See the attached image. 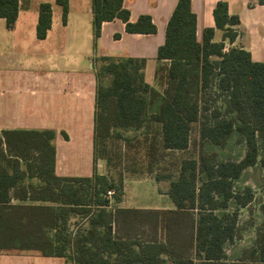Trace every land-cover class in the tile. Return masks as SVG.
<instances>
[{"label": "trees", "instance_id": "1", "mask_svg": "<svg viewBox=\"0 0 264 264\" xmlns=\"http://www.w3.org/2000/svg\"><path fill=\"white\" fill-rule=\"evenodd\" d=\"M254 1L264 5V0ZM122 2L91 0L95 38L101 24L114 19L129 34L156 32L148 15L130 22ZM54 3L64 25L68 0ZM17 11L18 0H0L7 28ZM212 15L221 41H213L211 28L203 29L198 40L191 0H177L156 50V86L144 81L145 58L94 59L91 176L56 175L51 130L0 132V252L30 251L65 264H264V220L249 246L233 258L225 252L227 243L241 238L238 212L253 198L249 187L235 190L234 183L246 168L264 169V62L252 61L242 48L224 50L239 26L226 2H216ZM50 23L51 4L40 3L38 40ZM192 131L197 156L181 160L175 175H154L157 182L168 181L171 209L114 204L123 190V171L116 169L129 149H143L145 172L153 173L156 152L187 149ZM232 139L243 145L242 158L220 159L214 148ZM117 141L122 148L113 146ZM98 161L105 174H97ZM107 191H113L111 199ZM73 215L85 224L74 234L65 232Z\"/></svg>", "mask_w": 264, "mask_h": 264}, {"label": "crops", "instance_id": "2", "mask_svg": "<svg viewBox=\"0 0 264 264\" xmlns=\"http://www.w3.org/2000/svg\"><path fill=\"white\" fill-rule=\"evenodd\" d=\"M218 1L226 2L228 13L239 19V26L235 28L237 37L232 43L225 41L224 50L242 48L249 52L252 61L264 62V5L254 0H191L197 39L203 29L211 28L213 41H221V31L215 28L212 15ZM43 2L51 4V23L45 38L38 40L35 27L38 6ZM176 2L123 0L130 22L139 15H148L156 32L129 34L125 32L124 24L114 19L103 22L99 36L95 38L91 0H68L64 25L61 9L54 0H18L13 26L7 28L4 19L0 18V132L51 130L55 133L56 175L91 176L96 88L94 59L100 56L145 58L144 81L147 83L146 72L152 63L149 69L153 83L147 84L156 86V50L164 41L165 27ZM103 169L104 164L98 161L97 174H105ZM12 203L17 201L12 200ZM0 264L65 262L59 257L13 251L0 252Z\"/></svg>", "mask_w": 264, "mask_h": 264}, {"label": "rangeland", "instance_id": "3", "mask_svg": "<svg viewBox=\"0 0 264 264\" xmlns=\"http://www.w3.org/2000/svg\"><path fill=\"white\" fill-rule=\"evenodd\" d=\"M150 66L152 67V63ZM149 67L146 72V81L151 84L153 81ZM155 129L156 126L152 125L151 133H154ZM127 135L130 136V133ZM196 140V133L192 131L190 144L187 149L182 151H164L163 153L157 151L153 173L145 172L146 162L143 157V149L137 153L129 149L126 160L121 161V164H118V169H116L123 171V190L119 195V202L114 204L120 207L126 206L139 209L145 207L172 208L173 205L166 195L168 181L157 182L154 179V175L158 172L175 175L181 160L197 156ZM123 144L122 141H117L113 143V146L122 148ZM214 150L217 152L219 158L223 160H239L244 154L243 145L235 142L234 139L230 140L224 148L216 147ZM99 164H103V162L99 161ZM123 168L129 171H124ZM103 170H105V167ZM234 186L235 190L249 187L253 198L247 207L239 209L238 222L239 226L243 228L241 238L226 244L225 252L228 258H233L242 248L252 243L255 236V227L264 220V208H262L264 207V169H261L259 165L246 168L239 180L234 183ZM84 225L83 220L78 215H73L65 226V232L74 234L78 229L83 228ZM158 236H162L161 232H158Z\"/></svg>", "mask_w": 264, "mask_h": 264}, {"label": "built area", "instance_id": "4", "mask_svg": "<svg viewBox=\"0 0 264 264\" xmlns=\"http://www.w3.org/2000/svg\"><path fill=\"white\" fill-rule=\"evenodd\" d=\"M113 194V191H107V193H106V197L108 198V199H111V195Z\"/></svg>", "mask_w": 264, "mask_h": 264}]
</instances>
